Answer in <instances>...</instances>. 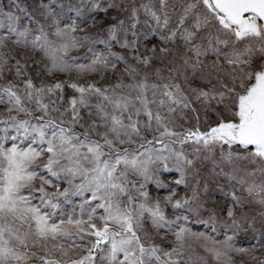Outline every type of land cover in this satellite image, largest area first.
Wrapping results in <instances>:
<instances>
[{"label":"snow or ice","instance_id":"1","mask_svg":"<svg viewBox=\"0 0 264 264\" xmlns=\"http://www.w3.org/2000/svg\"><path fill=\"white\" fill-rule=\"evenodd\" d=\"M0 264H264V0H0Z\"/></svg>","mask_w":264,"mask_h":264}]
</instances>
